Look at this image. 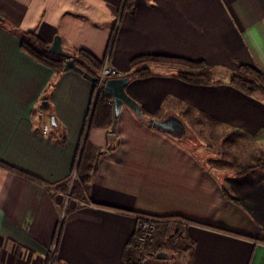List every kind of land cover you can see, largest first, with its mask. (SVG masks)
<instances>
[{"label":"crops","instance_id":"crops-1","mask_svg":"<svg viewBox=\"0 0 264 264\" xmlns=\"http://www.w3.org/2000/svg\"><path fill=\"white\" fill-rule=\"evenodd\" d=\"M122 1L0 0V264H45L49 255L53 264H125L142 215L174 235L156 252L165 263L264 264V170H255L264 164L244 173L215 167L198 152L202 143L176 140L127 102L115 128L89 129L104 152L87 198L69 199L63 189L72 184L95 84L29 56L18 30H34L49 45L59 33L71 52L109 53L123 75L140 54L207 61L212 83H191L175 66L155 64L126 89L148 115L172 109L186 122L213 118L230 143L253 150L241 159L264 160V93L230 81L241 63L264 72V0H135L131 10ZM53 80L50 105L42 106Z\"/></svg>","mask_w":264,"mask_h":264},{"label":"trees","instance_id":"trees-1","mask_svg":"<svg viewBox=\"0 0 264 264\" xmlns=\"http://www.w3.org/2000/svg\"><path fill=\"white\" fill-rule=\"evenodd\" d=\"M135 0H124V7L131 10ZM21 39V47L25 53L34 59L41 61L57 73L61 74L65 69V61L67 56L49 51V43L34 30H18ZM76 63L83 68L84 71L96 76L94 98L91 109L87 117V123L83 131L84 142L81 141L79 151L76 157L75 165H77V174L69 188V183L62 184L64 190L69 192V199L77 197L81 199L87 198L90 190L91 176L96 169L97 159L104 149L89 140L88 132L92 126L102 125L109 127L114 120V101L113 95L105 89V84L97 88L100 76V70L104 63V58H100L91 50L80 47L76 48L71 55ZM131 71L127 74L131 78L145 77L151 75L152 68L155 64H167L177 68L178 76L185 81L199 84H209L214 81L215 73L212 66L205 60H194L183 56L169 54H140L131 59ZM83 74V72H81ZM231 83L239 89L250 93H264V72L257 66L250 63H241L239 67L230 74ZM56 81L53 80L48 85L49 92L45 95V99L49 100L50 94L55 86ZM214 125H218L213 118H210ZM210 121V122H211ZM59 131V137L62 141L66 140V131L62 124L57 121L55 124ZM211 137L217 138L214 129L211 131ZM230 142L229 136H225L223 141ZM214 148V144L208 145ZM217 149L218 157L209 158L208 163L212 162L215 167H234L237 173H244L253 169L257 165L264 164V160L259 162H246L241 159L240 154L233 152L231 146L227 144H219ZM111 148V147H110ZM216 148V147H215ZM10 167L15 170L37 178L33 174L20 170L14 166ZM38 179V178H37ZM72 176L70 177L71 182ZM147 215H142L140 218ZM139 218V219H140ZM176 235V234H175ZM140 227L131 235L127 241V247L124 254L125 264H171L165 263L166 258L157 259L156 252L174 240V235L169 233L166 236V230L157 218V229L155 231V239L150 246L141 242Z\"/></svg>","mask_w":264,"mask_h":264},{"label":"water","instance_id":"water-1","mask_svg":"<svg viewBox=\"0 0 264 264\" xmlns=\"http://www.w3.org/2000/svg\"><path fill=\"white\" fill-rule=\"evenodd\" d=\"M1 19V15H0ZM49 51L52 53L62 54L67 56L65 61V69L73 68L80 72H83V75L87 78L96 81V76L90 74L87 71H84L81 66H79L75 59L71 56L72 52L65 49L62 45V35L57 33L54 36L53 42L48 47ZM131 81L129 75H122L118 77H110L105 82V89L109 91L114 96V112L115 117L113 120V128L116 126L117 117L120 113L123 103H129L136 112L144 119L150 121L152 125L166 132L171 137L184 142L187 138L192 135L191 127L186 122V120L179 114L176 110L169 109L161 116H151L146 114L140 102L135 99L126 89V86ZM49 100L45 99L42 101V106H49ZM53 124H56V119L52 116ZM113 135V133H112Z\"/></svg>","mask_w":264,"mask_h":264},{"label":"rangeland","instance_id":"rangeland-1","mask_svg":"<svg viewBox=\"0 0 264 264\" xmlns=\"http://www.w3.org/2000/svg\"><path fill=\"white\" fill-rule=\"evenodd\" d=\"M165 65H167V64H165ZM196 119H198V117H196V116L194 117V119H193V117L187 118V122H188L189 126L191 127L192 135L189 138H187L185 141H187L190 145H192V143L193 144L196 143L197 146L199 143H202L203 147H199L200 151H198V152L200 153L201 157L204 160H206L208 157H212V156L218 157V154H216L215 152L217 151V149H218L217 146L219 144H224V145L227 144V145L231 146V149L233 150V152L240 154L241 158H244L245 157L244 154H246L247 152L249 154L250 152L253 151V150H249V149H243L242 147H245L243 145L226 142L225 140L223 141V138L226 136L225 132H222L217 125H214L212 122L206 121L205 119H203V122L200 123ZM195 121H197V123ZM210 125H212V127H213L212 129H214V130L219 129V131L215 132V134L217 135V138L211 137L210 131L212 129H210ZM199 139H201V142H199ZM202 141L204 143H206V141H207L208 142V143H206L207 145H209L211 143L214 144V148H208V147H206V144L204 146V143ZM82 142H84V139ZM209 149H213V150H209ZM255 170L258 172H261L264 169H261L259 167L258 169H255ZM76 174H77V165H75L74 172H73L72 179H71V183L73 182Z\"/></svg>","mask_w":264,"mask_h":264},{"label":"built area","instance_id":"built-area-1","mask_svg":"<svg viewBox=\"0 0 264 264\" xmlns=\"http://www.w3.org/2000/svg\"><path fill=\"white\" fill-rule=\"evenodd\" d=\"M122 5H124V0L122 1ZM117 23L115 27L113 28L112 36L114 38L115 33L117 31ZM108 55L104 59L103 66L100 70V76L98 80L97 88H99L101 85L105 84L106 80L110 77H118L122 76V71L117 66L111 64L108 59ZM44 133L48 131V126L44 128ZM69 194V193H68ZM139 227H140V240L143 244L150 246V244L155 239V231L157 229V218L154 216L147 215L145 217H142L139 220ZM45 264H53V257L52 255H49Z\"/></svg>","mask_w":264,"mask_h":264}]
</instances>
